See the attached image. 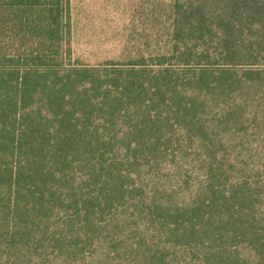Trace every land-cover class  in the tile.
Masks as SVG:
<instances>
[{
    "label": "trees",
    "instance_id": "1",
    "mask_svg": "<svg viewBox=\"0 0 264 264\" xmlns=\"http://www.w3.org/2000/svg\"><path fill=\"white\" fill-rule=\"evenodd\" d=\"M161 10L86 65L70 0H0V264H264V0Z\"/></svg>",
    "mask_w": 264,
    "mask_h": 264
},
{
    "label": "rangeland",
    "instance_id": "2",
    "mask_svg": "<svg viewBox=\"0 0 264 264\" xmlns=\"http://www.w3.org/2000/svg\"><path fill=\"white\" fill-rule=\"evenodd\" d=\"M161 6L162 0H70L74 59L86 65L119 60L133 42L161 35Z\"/></svg>",
    "mask_w": 264,
    "mask_h": 264
}]
</instances>
